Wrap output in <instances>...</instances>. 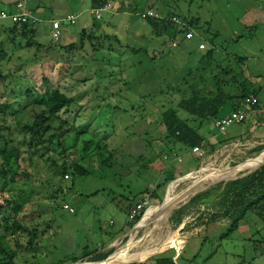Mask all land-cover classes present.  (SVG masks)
Returning <instances> with one entry per match:
<instances>
[{
    "label": "rangeland",
    "instance_id": "obj_1",
    "mask_svg": "<svg viewBox=\"0 0 264 264\" xmlns=\"http://www.w3.org/2000/svg\"><path fill=\"white\" fill-rule=\"evenodd\" d=\"M104 1L0 0L9 12L23 3L37 31L35 45L27 48L28 39L10 32L11 21L0 22V76L4 77L0 107L11 106L0 116V146L9 141V148L22 150L15 182L10 173L7 181L0 177V264L12 253L14 264H69L87 252L106 250L118 238L117 252V248L102 252L117 254L132 243L134 231L122 240L132 229L128 208L144 196L151 199L146 215L152 224L135 232L130 261L148 259L145 262L155 264L154 257L168 254L177 264H264V223L255 215L248 214L237 232L220 238L230 225L229 219H211L221 211V190L209 206L188 210L181 225L171 222L173 214L193 198L179 200L188 189L200 185L205 188L202 193L207 192L219 185H207L217 177L249 170L238 169L264 152L253 150L264 147V113L230 126L225 136L218 134V139L236 142L214 152L206 149L202 155L186 152L187 160L176 163L178 173L167 184L172 170L164 154L184 151L166 138L161 114L174 110L182 121L205 132L213 122L200 126L178 104L197 89L213 91L217 83L230 93L245 83L258 94L264 109V0H108L105 6ZM149 10L174 14L180 25L157 35L141 18ZM70 14L76 17L74 25L66 19ZM191 19L200 21L197 28L175 34ZM54 21L62 26L59 42L52 39ZM201 44L205 50H199ZM51 88L75 102L52 119L51 130L44 135L47 143L36 140L32 144H39L29 150L31 135L21 128L34 122L46 104L39 95L46 96ZM28 90L34 91L33 98L26 95ZM231 111L229 102L219 116ZM252 119H257L258 128L250 133ZM61 126L74 127L77 133H68L62 147L58 138L49 144L52 135L59 136ZM2 164L0 157V169ZM63 164L69 172L80 165L88 174L70 172L66 180ZM203 168L212 172L196 176ZM174 187L171 228L162 225L144 235L156 223L158 209H166L168 191ZM15 221L22 228L5 229ZM25 228L37 229L33 245Z\"/></svg>",
    "mask_w": 264,
    "mask_h": 264
},
{
    "label": "trees",
    "instance_id": "obj_2",
    "mask_svg": "<svg viewBox=\"0 0 264 264\" xmlns=\"http://www.w3.org/2000/svg\"><path fill=\"white\" fill-rule=\"evenodd\" d=\"M108 0H105L102 5H107ZM152 11V10H149ZM170 17H175L178 18L174 14H167ZM101 19V18H100ZM179 19V18H178ZM180 20V19H179ZM148 23L152 25V27L155 29L157 35L161 33H166L170 30H175L177 25L173 23L170 20H157V19H147ZM200 24V21L198 19H191L190 21H186L184 24V29L183 30H178L176 31L175 34L181 32V31H186L190 30L193 28H197ZM33 25L31 24H26V25H18L14 24V27L10 29V32L12 34H15L18 32L21 36L24 38L28 39L26 47L27 48H32L35 43L32 41L37 34V31L32 28ZM37 47H40V45H37ZM74 44L69 46L70 49H73ZM68 48V46H66ZM212 52L208 54L211 55ZM4 79L3 76H0V81ZM49 93L50 96H49ZM26 95L29 98H33L35 96L34 91L28 90L26 92ZM256 93L255 92H250L247 87L245 86V83L239 84L238 87L236 88L235 91L233 92H226L223 90V86L219 83L215 85V89L213 91L204 93L199 91L197 89L196 91H193L192 94L187 98L183 99L182 101L179 102L178 108L186 111L189 113L191 116L196 118L201 122L200 126H202L203 123L212 121L213 123L215 120L218 119L219 113L222 111V109L229 103H232V111L238 110L244 100L248 97H253L256 98ZM39 97L42 99V102L45 101V106H43L42 102L40 105L43 106L42 110L38 112L36 115V119L34 120L33 123L31 124H25L22 126V131L24 133H29L31 135V142L28 143V149L30 150L31 148L37 146L39 143L45 142L44 140V135L51 130V121L55 117L58 116L60 112L67 111L70 109V107L73 105L75 102L73 98L67 97L63 93H61L59 90L51 88L48 91V94L46 96H40ZM257 104L255 106H258ZM11 107L9 104H6L3 108L0 107V116L5 115V108ZM18 111V110H17ZM17 111L14 110L15 113ZM162 118H163V123L166 128V138L170 141H172L174 144H179L182 146V151L184 153L188 152H193L194 148L197 147H202L203 151L204 150H209V152H214L217 150L219 145H222V142L211 145L207 138H205L203 135L200 134V129L194 128L190 126V124L186 121H182L178 115L177 112L174 110H168L165 112H161ZM62 124H67L65 121L62 122ZM59 136L57 135H52L48 139L49 144L54 143V138L57 139V144L59 147L63 146L64 143V138L66 135L72 131H77L75 130L74 127L68 130H64V127L61 126L59 129ZM36 140L39 141V143H36L34 146L32 143L35 142ZM77 141V140H76ZM9 141H5L2 146H0V157L3 160L2 168L0 169V177H2L4 180L7 181L8 179V173L12 175V182L14 183L16 180V174L17 170L19 169V161L21 160L22 157V150L21 148L17 146H11L9 148ZM92 143L90 142V145ZM204 144V145H203ZM203 145V146H202ZM28 150V151H29ZM63 153L67 152V149L62 150ZM169 156L170 159H173L174 156H178V153L176 152L175 154H166ZM264 160L263 157H259L251 166L250 168H253L257 166L260 162ZM248 162L245 164H242L239 166L238 170H245ZM249 168V169H250ZM212 171V169H206V172ZM72 175H87L88 172L80 165H74L72 170L70 171ZM67 166L63 164L61 167V174L63 177L66 175L70 176V173ZM176 177V171L172 172L167 179H165L164 183L167 184L169 182H172L175 180ZM64 180V178H63ZM176 183V182H175ZM174 184V183H173ZM171 184L170 187L173 185ZM223 184H219L212 190H209L207 192H203L195 196L194 198L191 199V201L185 205L183 208L179 209L176 211L172 218L171 222L174 223L175 225L179 226L183 223L185 216L188 214V210H190L193 207L197 206H209L210 200L214 197L215 193H218L221 190L220 197L221 201L219 204H221V211L213 214L211 216L212 221H217L221 219H229L230 225L227 228V230L221 235V239H225L230 237L232 234L237 232L240 228V225L247 219L248 214H253L255 215L260 221L264 223V167L259 169L257 172H255L253 175L234 181V182H229L226 184V186L222 189ZM161 186L159 185L157 189H159ZM200 189V185H198L196 190ZM148 193V191H146ZM150 195L154 198L157 199L158 195L155 192H151ZM150 197V196H149ZM162 208V207H161ZM161 208L158 209L156 212L158 217ZM18 207L14 209V211H18ZM202 219V216H200ZM141 219L139 217L136 222H138ZM129 223V228H132L134 224L136 223ZM167 227H170L168 220L164 224ZM12 228H22V226L18 223V221H15L14 224L11 227H6L5 229L10 230ZM171 228V227H170ZM25 230H29L28 228H25ZM174 231V230H173ZM177 234H182L178 231H174ZM29 233H31L32 238L29 241V245H33V241L36 239V234H37V229L29 230ZM190 234V233H189ZM1 252L3 251L2 249L0 250ZM126 253V252H125ZM125 253L121 254L118 258L123 257ZM110 254H98V252L94 253H85L82 255L80 258L76 259L73 258L69 263H77L79 261H84L86 258L90 257V262H97V261H103L107 259V257ZM15 254L13 253L9 255V260L6 262L4 261L3 264H14V259H15ZM155 264H177L174 261L173 256H169L168 254H162L159 256H156L153 258ZM130 261L129 256L120 264H126ZM62 264V263H60ZM65 264V263H64ZM134 264H148V262L144 263H134Z\"/></svg>",
    "mask_w": 264,
    "mask_h": 264
},
{
    "label": "built area",
    "instance_id": "obj_3",
    "mask_svg": "<svg viewBox=\"0 0 264 264\" xmlns=\"http://www.w3.org/2000/svg\"><path fill=\"white\" fill-rule=\"evenodd\" d=\"M15 11L14 12H9L5 9H3L0 6V22H5V21H11L13 24H18V25H26V24H35V20L32 18L30 11L24 6L23 3L19 2L15 5ZM96 18L100 19L101 18V12L96 11L95 12ZM141 18L144 20L147 19H157V20H170L176 25H180V20L175 17H170L167 14H160L154 11H147L143 12L141 14ZM67 21L74 25L76 23V17L73 14L67 15ZM61 23L59 21H54L52 23V39L55 42H59L61 38ZM184 27V26H183ZM183 30V29H180ZM171 46L173 48H176L177 45L175 43H172ZM206 47L201 44L199 46V50H205ZM258 104V99L253 98V97H248L244 100L242 103L241 107L233 112L231 115H228L223 118H218L214 122V127L215 129L220 133V134H225L227 129L234 125V124H244L248 121L250 115L253 113L255 106ZM204 145V144H203ZM202 145V146H203ZM203 149L202 147H197L193 149V153L197 154L200 153L202 155ZM175 158V156H174ZM164 159L166 161H170L171 159L169 158L168 155L164 154ZM167 168V165L164 166V169ZM66 180L70 178L69 175H66L64 177ZM150 198L144 197L142 200L139 202L135 203L133 206L130 207L128 217L131 222H136L139 217H142L143 215L146 214L148 207H150ZM70 212H73L72 209H70Z\"/></svg>",
    "mask_w": 264,
    "mask_h": 264
},
{
    "label": "crops",
    "instance_id": "obj_4",
    "mask_svg": "<svg viewBox=\"0 0 264 264\" xmlns=\"http://www.w3.org/2000/svg\"><path fill=\"white\" fill-rule=\"evenodd\" d=\"M52 31V30H51ZM67 41H69V39H67ZM257 94V93H256ZM256 98L258 99V103H259V107H256V108H254V111H253V113L250 115V118H254L255 117V115L257 116V115H261L262 113H264L263 112V110L264 109H262L261 108V99H260V97L258 96V94L256 95ZM233 112H235V111H231L230 113H226V115H222V116H218V118H223V117H226V116H228V115H231ZM250 118L248 119V121H250ZM257 119H252V126H250L249 127V129H248V132H252V131H255L257 128H258V125H257ZM204 131L205 132H203V133H200L201 135H203L205 138H207V140H208V142L211 144V145H215V144H218L219 142L221 143L222 142V145H225V144H228V143H232V142H236V141H226L224 138H222V139H218V134H220L216 129H215V127H214V123L211 125V127L209 126H207V128H205L204 129ZM247 132V133H248ZM221 135V134H220ZM226 134H224V135H221V136H225ZM247 136V134L245 135V137ZM243 139V138H242ZM241 140V139H240ZM240 140H237V141H240ZM222 145H219V147L220 146H222ZM260 148H262L261 150H263L264 149V147L263 146H261V145H258V146H256L253 150H259ZM191 153H193V152H191ZM182 154H184V155H182ZM194 155V154H193ZM187 158V155H185V153H178V156H176L175 158H173V159H171L170 161H169V170H172V172H174L175 170H176V174L178 173L177 172V169H176V167H175V165H176V163L179 161L180 163L182 162V160H185ZM258 159V158H257ZM256 159V160H257ZM187 160V159H186ZM163 170H165V169H163ZM204 172H206V168H204V169H202L200 172H197L196 173V176H199V175H201V174H203ZM212 172V171H211ZM236 175V174H235ZM235 175H226V176H235ZM188 178H190V176L188 177ZM217 178H219V177H217ZM216 178V179H217ZM185 179H187V178H184V179H182V180H180V181H178L177 183H179V184H181V182H183ZM215 179V180H216ZM218 184H223L222 186V189L226 186V184H224V183H218ZM228 184V183H227ZM177 190V188H175L174 187V189L172 190V192H171V196H169V193H170V189H169V191H168V198H167V202H166V204H165V206L164 207H166V210L170 207V206H172L171 205V202H172V196H173V194H174V192ZM190 190H191V188H190ZM148 192H153V191H148ZM189 192V189L187 190V192H186V194ZM202 193V192H201ZM185 194V195H186ZM200 194V193H199ZM184 195V196H185ZM198 195V194H197ZM196 195V196H197ZM184 196H181V198L182 197H184ZM145 197V196H144ZM143 197V198H144ZM194 198V197H193ZM140 200H142V199H140ZM139 200V201H140ZM179 200H180V198H179ZM139 201H137V202H139ZM191 201V200H190ZM189 201V202H190ZM136 201H135V203H137ZM135 203H132L130 206H129V208H128V212H129V210H130V207L131 206H133ZM162 210V209H161ZM160 213H163V211H160ZM159 213V214H160ZM143 218H144V221H143V223H141V225H136V227L135 226H133L132 227V229L127 233V234H125V235H123L122 236V240H124L126 237H128V234H130V233H132L133 231H134V233H132V235H130L131 236V240H132V242H134V239L136 238V235H135V232L138 230V228L140 227V226H142L143 225V227L144 226H148L150 223L152 224V218H150L148 215H144L141 219H140V221L141 220H143ZM156 220H157V218H156ZM131 221L129 220V223H130ZM129 223H128V226H129ZM131 223H134V222H131ZM156 224V223H155ZM155 224L153 225V226H155ZM165 224V223H164ZM163 224V225H164ZM162 226V225H161ZM136 229H135V228ZM134 228V229H133ZM149 230V229H148ZM146 231L145 232V234L144 235H146L147 233H150V231ZM143 235V236H144ZM126 236V237H125ZM118 238L115 240V242L113 243V244H111L106 250H113V249H115V248H117V250H116V252L118 251ZM106 250H101L100 252H98V254H110L108 257H107V259L111 256H114L115 254H116V252H114V253H112V252H109V253H102L103 251H106ZM125 252H127V248H124V250L122 251V254L123 253H125ZM90 260V257L89 258H86L83 262H86V263H94V262H90L89 261ZM106 260V259H105ZM105 260H103V261H105ZM97 262H101V261H97ZM77 263H82V261H79V262H77ZM58 264H60V263H58ZM62 264H64V263H62ZM69 264H73V263H69Z\"/></svg>",
    "mask_w": 264,
    "mask_h": 264
},
{
    "label": "bare ground",
    "instance_id": "obj_5",
    "mask_svg": "<svg viewBox=\"0 0 264 264\" xmlns=\"http://www.w3.org/2000/svg\"><path fill=\"white\" fill-rule=\"evenodd\" d=\"M264 156V152L261 154V155H259L258 157H256L255 159H253V160H251L248 164H247V166H246V168L245 169H249L250 168V166L252 165V162H254L257 158H259V157H263ZM204 169V168H203ZM240 171H242V170H240ZM195 183V182H194ZM197 187L198 186H196L195 188H191V190H189V192L184 196V197H182L180 200H182V199H184V198H186L187 196H189L190 195V193L191 192H193V191H196V189H197ZM172 189V188H171ZM171 189H170V193H169V196H171ZM191 197V196H190ZM188 198V197H187ZM187 201V200H186ZM175 205V204H174ZM176 206V205H175ZM171 207L172 206H170L167 210L165 209L164 211H163V213H160L159 215H158V217H157V221H156V224H155V226H153V227H151V229H149L148 231H153V230H155L156 228H158V227H160L161 225H163L167 220H168V217H169V215H171L170 214V209H171ZM181 207V206H180ZM141 223V222H140ZM139 223V224H140ZM136 241V240H135ZM131 243V242H130ZM129 243V244H130ZM134 242H132L131 244H130V246H128L127 247V252L125 253V255L123 256V257H120V258H118L121 254H122V251L124 250V249H119V252L114 256V257H112L111 258V256L105 261V262H101V263H90V264H120V263H122L130 254H131V246H132V244H133ZM151 258V257H150ZM148 259H146V260H143V262L144 261H147ZM133 262H142V261H133ZM133 262H129V263H126V264H130V263H133Z\"/></svg>",
    "mask_w": 264,
    "mask_h": 264
},
{
    "label": "water",
    "instance_id": "obj_6",
    "mask_svg": "<svg viewBox=\"0 0 264 264\" xmlns=\"http://www.w3.org/2000/svg\"><path fill=\"white\" fill-rule=\"evenodd\" d=\"M262 167H264V160L262 162H260L257 166L253 167V168H250L247 172H245L244 174H240V175H235V176H220L219 178H217L216 180L212 181V182H209L207 185L209 187L211 186H214L218 183H224V184H227L229 182H234V181H237V180H240V179H243V178H246V177H249L251 175H253L255 172H257L259 169H261ZM205 188H201L199 190H196V191H193L190 193L189 196L190 199L194 196H196L197 194L201 193ZM165 202H163L162 205H164ZM142 221V220H141ZM140 221V222H141ZM139 222V223H140ZM136 227V226H135ZM134 227V228H135ZM133 228V229H134ZM126 237V236H125ZM107 260V259H106ZM105 260V261H106ZM105 261H101V262H105ZM101 262H94V263H101ZM145 262V261H144ZM143 261L142 262H133V263H130V264H134V263H144ZM74 264H90V263H86V262H82V263H74Z\"/></svg>",
    "mask_w": 264,
    "mask_h": 264
}]
</instances>
